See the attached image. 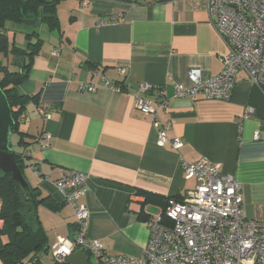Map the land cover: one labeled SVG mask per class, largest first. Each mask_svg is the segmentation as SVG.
Returning a JSON list of instances; mask_svg holds the SVG:
<instances>
[{"label": "crops", "instance_id": "crops-1", "mask_svg": "<svg viewBox=\"0 0 264 264\" xmlns=\"http://www.w3.org/2000/svg\"><path fill=\"white\" fill-rule=\"evenodd\" d=\"M112 15L123 20L99 25ZM57 16L54 28L8 23L7 32L20 47L42 40L28 78L16 87L21 95H38L28 104L22 123L28 144L20 152L31 151L25 157L29 183L53 201V207L41 205L32 215V224L39 221L48 236L37 264H54L52 245L75 234L74 209L56 186L70 170L87 175V191L79 200L90 210L87 235L109 254L142 256L147 220L163 210L167 198H181L197 184L185 177L182 159H207L233 175L242 187L244 215L264 221V87L240 71L230 100L176 95L178 86L190 84L191 68L208 76L223 69L228 46L204 0H90L86 6L61 0ZM12 60L7 57V64ZM121 66L127 67L125 75ZM84 82L100 87L82 91ZM140 82L162 87L171 101L168 111H160L169 122L163 145L153 117L135 105ZM117 84L129 85L128 92L114 89ZM146 97L157 104L154 94ZM40 107L51 117L42 118ZM43 133L50 135L45 148ZM175 137L183 140L179 150L171 143ZM144 192L160 198L147 201Z\"/></svg>", "mask_w": 264, "mask_h": 264}, {"label": "built area", "instance_id": "built-area-1", "mask_svg": "<svg viewBox=\"0 0 264 264\" xmlns=\"http://www.w3.org/2000/svg\"><path fill=\"white\" fill-rule=\"evenodd\" d=\"M212 22L225 40L228 52L223 57V69L215 76H208L200 68L188 72L190 84L178 86L176 95L203 94L209 99L230 100L240 71L252 84L264 87V0H204ZM90 0H80L82 6ZM122 15H112L99 22L100 26L118 23ZM60 48L53 51L58 56ZM97 72V71H95ZM121 75L127 67H119ZM107 81L105 77H102ZM100 85L84 82L80 90L96 92ZM114 89L128 92L129 85H115ZM152 93L153 99L146 97ZM136 107L153 117L159 129V143L168 140L169 122L162 121L160 111H168L171 101L162 87L140 82L134 94ZM44 119L51 117L50 110L38 109ZM50 135L43 133L40 144L47 146ZM255 139L260 133L254 134ZM177 150L183 145L180 137L171 139ZM31 156L27 150L24 157ZM187 179L195 178L197 184L183 197H169L166 206L147 220L149 238L140 257L127 254H109L99 241L88 238L90 210L80 198L86 193L87 175L70 170L56 182V186L76 215V231L72 239L60 238L51 247L54 264L67 262L76 250L83 249L97 256L90 264H264V221L247 218L242 210L241 184L231 174H223L218 164L207 159L188 162L182 159ZM36 173H39L34 169Z\"/></svg>", "mask_w": 264, "mask_h": 264}, {"label": "trees", "instance_id": "trees-1", "mask_svg": "<svg viewBox=\"0 0 264 264\" xmlns=\"http://www.w3.org/2000/svg\"><path fill=\"white\" fill-rule=\"evenodd\" d=\"M61 0H0V87L6 93L15 129H20L25 120L27 107L38 95H21L16 87L26 80L31 70L34 56L42 43L41 39L29 40L25 47L10 42L8 23L13 25H32L37 22L54 28L59 24L57 16L58 4ZM29 36V35H28ZM12 56L13 70L7 64V57ZM21 143L27 146V136L21 131ZM14 151L15 159L26 177L24 153ZM27 179V177H26ZM28 181V180H27ZM146 200L160 198L156 194L144 192ZM178 198V197H177ZM168 198L166 199L165 205ZM52 200L42 196L39 188L28 186L24 188L10 173L0 170V258L4 264H37V256L48 247V236L39 221L37 227L32 224V215L37 213L39 206L53 207ZM7 237V241H4ZM89 256V253L86 252ZM90 257V256H89ZM61 264H68L67 262Z\"/></svg>", "mask_w": 264, "mask_h": 264}, {"label": "water", "instance_id": "water-1", "mask_svg": "<svg viewBox=\"0 0 264 264\" xmlns=\"http://www.w3.org/2000/svg\"><path fill=\"white\" fill-rule=\"evenodd\" d=\"M15 123L6 93L0 87V170L4 173H10L15 180L26 188L28 181L15 159L11 140ZM67 263L90 264L89 256L83 249H76L67 258Z\"/></svg>", "mask_w": 264, "mask_h": 264}, {"label": "rangeland", "instance_id": "rangeland-1", "mask_svg": "<svg viewBox=\"0 0 264 264\" xmlns=\"http://www.w3.org/2000/svg\"><path fill=\"white\" fill-rule=\"evenodd\" d=\"M12 65V64H11ZM10 68L13 70V67L10 66ZM2 76V74L0 73V77ZM29 109V107H27ZM30 110H28L29 112ZM25 131V128H24V124L21 125L20 129H15L13 134H12V144H13V149L14 151L16 152H20L21 148L24 147L23 143H21V131ZM97 256L94 254V255H90V262L91 263H96L97 262Z\"/></svg>", "mask_w": 264, "mask_h": 264}]
</instances>
